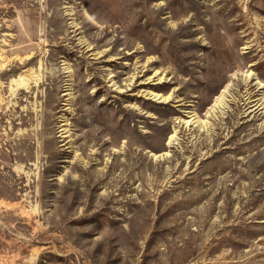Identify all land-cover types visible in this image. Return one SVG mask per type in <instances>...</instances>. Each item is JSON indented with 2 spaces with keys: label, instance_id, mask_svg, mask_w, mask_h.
Here are the masks:
<instances>
[{
  "label": "rangeland",
  "instance_id": "rangeland-1",
  "mask_svg": "<svg viewBox=\"0 0 264 264\" xmlns=\"http://www.w3.org/2000/svg\"><path fill=\"white\" fill-rule=\"evenodd\" d=\"M0 50V264H264V0H0Z\"/></svg>",
  "mask_w": 264,
  "mask_h": 264
},
{
  "label": "bare ground",
  "instance_id": "bare-ground-1",
  "mask_svg": "<svg viewBox=\"0 0 264 264\" xmlns=\"http://www.w3.org/2000/svg\"><path fill=\"white\" fill-rule=\"evenodd\" d=\"M76 25V24H75ZM80 38V37H79ZM82 42H84L83 40H81ZM1 51V50H0ZM4 52V51H3ZM4 55V54H3ZM3 58H4V56H3ZM1 61H2V55H1V52H0V63H1ZM3 62V61H2ZM1 64H3V63H1ZM34 78V77H33ZM160 78H162V76L160 77ZM25 80V79H24ZM20 83H21V81H20ZM228 90V86H226L225 88H223V90H222V92L216 97V99H215V101H214V104H213V106H218L220 103H222L223 102V99H224V96H225V93H226V91ZM68 93V92H67ZM149 93L151 94V95H153L154 97H157V98H163V99H166V98H169V95L168 96H165V95H163V94H161V93H158V92H154V91H149ZM263 101V100H262ZM221 105V104H220ZM253 106V105H252ZM256 106V105H255ZM212 107V106H211ZM210 107V108H211ZM253 109V108H252ZM257 109V108H256ZM255 110V109H254ZM204 121L203 119H201L200 117H198V116H192L191 118H189L188 120H187V122H189V121H195V122H200V121ZM176 132H177V130H176ZM175 135H176V133H175V131L170 135V138H169V143H171L173 140H174V137H175ZM166 153H168V152H166Z\"/></svg>",
  "mask_w": 264,
  "mask_h": 264
}]
</instances>
